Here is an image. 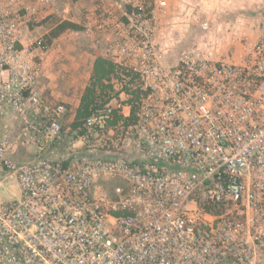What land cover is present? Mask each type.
Returning a JSON list of instances; mask_svg holds the SVG:
<instances>
[{
  "label": "built area",
  "instance_id": "built-area-1",
  "mask_svg": "<svg viewBox=\"0 0 264 264\" xmlns=\"http://www.w3.org/2000/svg\"><path fill=\"white\" fill-rule=\"evenodd\" d=\"M17 1L0 0V116L29 109L41 125L19 130L34 150L24 161L8 157L12 138L0 128V185L12 179L19 189L0 201V264H264V0H181L178 14L155 0L147 13L121 11L106 37L114 92L82 122L81 138L98 144L64 155L68 109L39 92L47 46L22 43L33 13ZM230 2L253 6L254 29L217 21ZM189 23L199 33L191 39ZM115 112L128 153L103 141ZM100 178L125 184L108 199L96 193Z\"/></svg>",
  "mask_w": 264,
  "mask_h": 264
},
{
  "label": "crops",
  "instance_id": "crops-1",
  "mask_svg": "<svg viewBox=\"0 0 264 264\" xmlns=\"http://www.w3.org/2000/svg\"><path fill=\"white\" fill-rule=\"evenodd\" d=\"M152 2L155 0H151ZM173 7L170 9L172 14L183 12L179 9L181 0H172ZM175 1L179 7L175 8ZM138 3L137 0L134 1ZM121 5L118 0H18L13 6L14 9H28L33 14L29 16V21L21 28L22 43H26L28 39L31 41H40L48 32L53 29L58 23L63 20H68L81 25L83 28L79 31L67 29L57 37L53 38L48 45L46 51L42 54V70L38 79V89L41 96L49 102L63 103L68 111L62 121L67 123L68 128H71V123L74 121L76 109L79 106L81 97L86 86L92 78L93 64L95 56H78V46L73 43H67V36L74 33L81 41H89V37H96V47L100 49V56L104 57V48L107 44L106 37L110 34L112 29H104L101 25L104 19L108 22L113 21V14L116 8ZM175 9V11H174ZM121 14V13H120ZM121 19H124L120 17ZM165 22L162 19L159 24L160 32L163 33ZM86 43H82L81 50L85 49ZM164 43H167L164 41ZM76 48V49H75ZM86 52V51H84ZM123 100V99H122ZM121 100L124 105L123 111L126 112V102ZM113 119L119 118L118 121H110L113 128H118L121 123L122 116L115 112ZM12 116L13 122L6 119L7 116ZM25 122H31L40 126V120L36 113L32 110H27L21 115L7 113L0 116V128L8 126L11 136V147H18L19 152L13 157L16 161H24L33 153V148L22 143L19 140V130ZM12 132H16L15 135ZM64 138L58 140L57 155L67 154V150H63ZM83 138L81 136L76 140V144L81 143ZM74 146V144H73ZM9 149V150H10ZM85 149V148H84ZM83 149V150H84ZM75 150V149H71ZM70 150V151H71ZM9 152V151H8ZM12 154V153H11ZM15 186L18 188L15 181ZM10 183V180L7 184ZM15 197H19V189L13 192Z\"/></svg>",
  "mask_w": 264,
  "mask_h": 264
},
{
  "label": "rangeland",
  "instance_id": "rangeland-1",
  "mask_svg": "<svg viewBox=\"0 0 264 264\" xmlns=\"http://www.w3.org/2000/svg\"><path fill=\"white\" fill-rule=\"evenodd\" d=\"M134 1L135 0H118L121 7L116 8V12L113 14V16H114L113 21L110 22L108 29H113L115 27V22H117L119 20L122 22L124 21V19L120 18V17H122L120 13H121V11H128L126 9L127 6L130 7V11L128 13H147L149 11V9L151 7V3H152L151 0H137L138 3H136V4ZM167 1L170 5V9H172L171 7H173L172 3H174V1H172V0H167ZM183 1L185 2L184 4L186 7L188 4L186 2L187 0H183ZM231 2H234V1L232 0ZM231 2L228 4L227 10H225V12H224L226 14H223L225 16L217 19V21L224 22V23L226 22L231 27H234V25L237 24V27L241 30H247L249 28L254 29L255 25H256V18L250 17V14H253V12L251 10L253 6H251V5L250 6H243V7H245L243 9V7L240 6L239 2H236L235 5L234 4L231 5ZM179 3H180L179 1H178V4L175 1L174 7L175 8L179 7ZM217 7L220 8L219 4H213V5L210 4L211 13H214L217 16L222 15V12L224 11V9L223 10L222 9L216 10ZM248 7H250V8H248ZM174 11H175V9H174ZM159 22H160V20H159ZM159 22H158V25H159ZM135 24L138 25V22H136ZM237 27L236 28L234 27V28L238 31V33H240V30ZM186 30H187L186 35H187V38H189V39L194 38L195 36H197L199 34L198 30H197V25L195 23H189V26H186ZM110 34H112V35H107V37L113 38L112 30H111ZM66 39H67V41H66L67 43H73L74 45L79 47L77 49L78 50V56L87 55V56H95L96 57L97 54L100 55L99 53L101 50L100 49L98 50V48L96 47V45H97L96 44V37H94V36L88 38L89 39L88 43H86L85 40L81 41V39L78 36H76L74 33H70V36H67ZM82 43H86L85 44L86 47H85V49H83V51L81 50L82 45H83ZM46 46L47 47L43 51H38V55H39L41 60H42L43 52L46 51L48 48V45H46ZM103 48H104L103 49L104 50L103 51L104 57H102V56L101 57L110 61L113 64L112 54H111L112 51H111L110 47L108 46V42H107V44H105V47H103ZM84 51H86V52H84ZM176 53H177L176 51H173L171 54H173V56H174ZM243 54H244V52L242 50H239L236 53L233 52L230 57L234 61L235 60L239 61L242 59ZM113 68H114V64H113ZM113 72H114V69H113ZM113 72L109 75L108 78H105L102 81V83H103L102 85L105 86L104 92L102 93V96H100L102 103H103V101H107L108 96L114 92L113 84L111 82ZM99 90L101 91L100 87L97 88L96 93H99ZM102 103L100 100H97V103L92 107L96 108ZM117 115H119V114H117ZM6 119H8V120L10 119L11 122H13L12 116L8 115ZM130 124H131L130 121H124V123H123V125H125V126H128ZM71 125H72V123H71ZM62 129H63L64 135H68V131L70 130V128H68V124L66 122L62 123ZM124 132H125V130L123 128H121V129H120V127L115 128L113 135L108 136L110 139H107L105 137L103 139V141H107L108 143L116 144L117 148L121 152L128 153V151L132 148L133 144L131 141H128V140L124 141L123 143H121L119 141V139L124 138V135H125ZM15 133L16 132H12L13 135H15ZM129 135H130L129 136L130 140H133L134 134L131 130L129 132ZM68 139H69L70 143H67L65 145V147L63 148V150L65 149V151L67 150V152H69L71 149H75V151H84L87 149V145L90 142L94 143V144H98L97 141L96 142L93 141L94 140L93 138H89L88 142L86 140H82L81 143H78L76 145H75V143H76V140L78 139V137L76 139H73V137H69ZM73 144H74V146H73ZM107 145H109V144H107ZM19 151H20V149L18 147H15V146L12 147L8 152V157L12 160H15L13 157L16 155V152H19ZM11 156H13V157H11ZM124 184H125V182L121 178H114V179L100 178L95 183V186H96L95 190H96V193L98 195L99 194L105 195L108 199H113L114 198L113 187L123 186ZM17 190H18V188L15 186V183L13 182L12 179H10V183H8V184L4 183V184L0 185V201L6 202V201H10V200H15L16 197L13 195V192H17Z\"/></svg>",
  "mask_w": 264,
  "mask_h": 264
},
{
  "label": "trees",
  "instance_id": "trees-1",
  "mask_svg": "<svg viewBox=\"0 0 264 264\" xmlns=\"http://www.w3.org/2000/svg\"><path fill=\"white\" fill-rule=\"evenodd\" d=\"M126 9L128 12L130 11V7L127 6ZM82 26L79 24H76L74 22L63 20L60 23H58L53 29H51L48 34L41 39L40 45L45 46L49 45L51 40L55 37H57L59 34L63 33L65 30L70 29L74 31L82 30ZM113 64L102 58L100 55H96L94 64H93V72H92V78L90 80V83L88 86H86L84 93L81 97L79 106L76 109V113L74 116V121L72 122L71 128L68 131V135H64V132L62 133V138H64V143H61L63 147L67 143H70L69 137H73V139H76L79 136H82L84 134V129L82 128V121L90 115V113L94 110L92 106H94L97 103V100H100L102 103V100L100 99V96H102V93L104 92L105 86H103L102 81L105 78H108L109 75L113 72ZM101 89L99 90V93H96L97 88ZM108 100V99H107ZM106 101H103V105ZM119 118H115V121H118ZM131 119V118H129ZM112 122V123H113ZM214 212H219V209H212Z\"/></svg>",
  "mask_w": 264,
  "mask_h": 264
}]
</instances>
